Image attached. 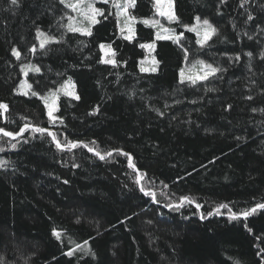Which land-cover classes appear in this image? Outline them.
I'll list each match as a JSON object with an SVG mask.
<instances>
[{
  "label": "trees",
  "instance_id": "obj_1",
  "mask_svg": "<svg viewBox=\"0 0 264 264\" xmlns=\"http://www.w3.org/2000/svg\"><path fill=\"white\" fill-rule=\"evenodd\" d=\"M102 8L93 34L81 36L67 32L69 12L59 0H19L16 8L0 0V102L8 105L0 128L30 126L11 141L15 149L0 135V160L8 161L0 167V256L7 264H264V209L246 220L228 218L229 208L238 215L264 203V0L243 7L241 0H174L180 23L169 26L183 38L156 42L155 73L139 70V45L154 41L153 28L136 24L129 42L118 33L114 9ZM129 11L155 18L151 0H136ZM197 16L218 30L204 48L182 26ZM37 28L60 42L40 49ZM100 44L111 45L115 67L100 63ZM185 50L188 64L201 59L225 71L180 84ZM25 63L40 68L25 77L40 95L69 78L75 85L80 99L60 97L54 122L41 99L16 94ZM37 126L105 159L82 146L60 151L51 137L30 130ZM121 153L144 174L141 185L157 203L140 192ZM185 196L194 203L179 211L166 206ZM220 204L228 208L207 216ZM85 240L95 258L79 250L64 255Z\"/></svg>",
  "mask_w": 264,
  "mask_h": 264
},
{
  "label": "snow or ice",
  "instance_id": "obj_2",
  "mask_svg": "<svg viewBox=\"0 0 264 264\" xmlns=\"http://www.w3.org/2000/svg\"><path fill=\"white\" fill-rule=\"evenodd\" d=\"M8 2L10 4V8H16L19 6V0H8ZM100 2L109 4L110 8L115 9L114 16L116 19V26L122 34L123 39L131 42L135 36L134 25L137 23V18L132 15L129 10L135 7L136 0H100ZM59 3L62 4L66 9H69L71 13L76 14L75 16L69 15L67 17L68 23L64 25V27L67 29V32L69 33H79L81 36H91L93 34V26L100 23L97 17L104 16V9L96 7L97 0H59ZM225 3L226 0H219L220 5H223ZM245 3H247V0H241V7H243ZM173 4L174 0H151L154 16H159L166 19L169 24L180 23L179 17L173 11ZM108 15H113V12L109 11ZM77 17H79V19H77ZM248 19H253L251 14L248 15ZM195 21L196 22L191 26H182L184 27L185 31L195 33L197 37L196 44L200 48H204L208 44V42L218 34V30L213 26L212 23H210L208 19L201 20V18L197 16L195 18ZM139 22L143 23L146 27L157 29V31L155 32L154 41L152 43L140 44L139 47L142 49L154 50L156 48L155 41L157 40H170L173 44H178L183 38V33L177 35L174 28L165 27L159 19L150 18L141 20ZM35 38L38 41L39 48L42 50L45 49L49 44L60 42L54 36L41 31L39 28L36 29ZM248 39H252V37L249 36ZM99 47L101 51L107 50L105 54L110 56V58L108 59L101 57L100 63L111 64L115 67L117 65V62L114 59L115 53L112 51L111 45L100 44ZM29 51L35 53L37 49L35 46H33L29 49ZM11 53L17 60L20 59L21 54L16 48H12ZM246 55L251 56V53H246ZM234 59L238 61L240 57L236 56L234 57ZM261 59H264V52H261ZM184 60L186 62V66L180 68L179 70V83L187 84L190 87L197 85V83L199 82L208 81L210 78H218L217 74L225 71L224 68L214 66L212 63H207L201 59H196L188 64L187 62L189 61V53L187 50L184 51ZM159 63L160 62L156 60L155 57H153L151 61L152 66L144 67V61H141L140 71L155 73L158 69ZM20 71L23 75L27 76L29 72L39 73L40 68L35 64L25 63L21 67ZM31 89L32 85L22 80L20 82L19 88L16 90V94L26 96L30 92L33 97L41 99L44 104V108L46 109V114L50 123L58 119L54 115V113L59 110L57 107V100L59 99L60 93H63L66 96H70L75 100L80 99L75 91V85L72 83L71 78L61 84L55 91L49 90L44 95H40L37 91ZM214 90L215 89L212 88H205V91ZM248 98L251 99V97ZM7 111L8 105L0 102V116H3ZM60 122L63 123V121ZM29 128L30 126L26 124L24 127H21L19 132L17 133L6 131L3 128H0V135L8 139L9 147L11 149H15L17 147V144L11 143V141L16 140L19 136H22L23 133L29 130ZM30 130L34 133L41 134V136L46 134L48 137H51V142L55 144V147L60 151H64L65 149L71 151L72 149L82 146L87 148L89 152H92L94 155L98 156L101 160L105 159L104 155H101L98 150L89 145H80L77 142L72 141L62 143L57 139L55 133L48 131L47 129L42 127H31ZM24 142L27 143L28 141L25 140ZM91 143L95 144V141ZM3 151H5V149L3 147H0V152ZM121 154L128 156L127 153ZM108 155H111V153L109 152ZM128 160L129 167L132 168L136 173L135 183L137 185H140V192L143 193L144 196H150L153 203H157L158 201L155 192L147 190L143 185H141V180L144 174L140 173L134 168L131 156H128ZM7 163L8 161L0 160V167L6 166ZM165 187H167V185H165ZM186 203L193 204L194 202L189 197L185 196L180 199L179 203L168 204L166 206L169 207L170 210L179 211ZM195 207L197 209V212H199L201 205L195 204ZM222 208H228V205L220 204L212 211H209L207 213V216L220 215V209ZM259 209H264V203H258L255 207L244 210L238 215L236 213H233L229 208L228 218L229 220H237L242 217L246 220L249 216L254 214ZM204 218L205 216L201 214V219ZM128 219H131V217H129ZM77 223H79V220H77ZM51 235L57 241L61 240L62 233L60 231H57L56 228L52 229ZM77 250L82 251L85 254H91L93 258H95V254L91 252L87 240L84 241L83 245L76 244L71 252H66L64 253V255L72 256ZM0 264H7V260L4 256H0ZM25 264H27V261H25Z\"/></svg>",
  "mask_w": 264,
  "mask_h": 264
},
{
  "label": "rangeland",
  "instance_id": "obj_3",
  "mask_svg": "<svg viewBox=\"0 0 264 264\" xmlns=\"http://www.w3.org/2000/svg\"><path fill=\"white\" fill-rule=\"evenodd\" d=\"M102 5H109V4H105V3H102V2H100V0H97V3H96V7H99V8H102ZM103 9V8H102ZM68 10V12H69V15H73V16H75L76 14L75 13H71L70 11H69V9H67ZM114 11H115V9H114ZM173 11H174V9H173ZM77 19H79V17H77ZM97 19H98V17H97ZM155 19H159L160 21H161V23L162 24H164V26L165 27H170L169 25H171V24H169L168 23V21L166 20V19H164V18H162V17H159V16H155ZM141 20H144V19H137V23L136 24H138V23H140L139 21H141ZM196 22V21H195ZM194 22V23H195ZM67 23H68V21H67ZM86 23V22H85ZM135 24V25H136ZM140 24H143V23H140ZM135 25H134V27H135ZM118 29V28H117ZM153 30H154V39H155V32L157 31V29H154L153 28ZM118 33L120 34V36H122V34L120 33V31H119V29H118ZM76 34H79V33H76ZM126 34V33H125ZM194 35H195V33H193ZM177 35H179V34H177ZM195 37H196V35H195ZM196 39H197V37H196ZM157 41H165V40H157ZM157 41H155V43L157 42ZM153 42V41H152ZM152 42H149V43H152ZM147 44V43H146ZM38 46H39V44H38ZM99 50H100V53H101V57H104L105 59H108V58H110V56L109 55H106L105 53H106V51L107 50H105V51H101V49H100V47H99ZM144 51H145V57L141 60V61H144V67H151L152 66V64H151V61H152V58L154 57L153 56V50H148V49H144ZM141 61H140V63H139V70H140V68H141ZM103 64V63H102ZM105 65H111V64H105ZM186 65H184L183 67H185ZM141 72V71H140ZM142 73H152V72H142ZM25 75H23V80L25 81ZM67 80H69V79H66L65 81H67ZM64 81V82H65ZM63 82V83H64ZM62 83V84H63ZM73 83V82H72ZM19 86H20V84H19ZM19 86H18V88H19ZM57 89V88H56ZM55 89V90H56ZM55 90H53V91H55ZM60 97H66V98H69V99H72L70 96H66V95H64L63 93H60L59 94V98ZM72 100H75V99H72ZM43 103V102H42ZM43 106H44V104H43ZM45 112H46V109H45ZM47 115V114H46ZM54 115H55V113H54ZM48 118V117H47Z\"/></svg>",
  "mask_w": 264,
  "mask_h": 264
}]
</instances>
